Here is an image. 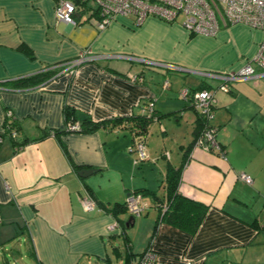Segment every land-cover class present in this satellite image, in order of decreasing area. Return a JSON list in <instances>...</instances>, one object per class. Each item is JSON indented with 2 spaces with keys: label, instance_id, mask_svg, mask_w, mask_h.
Here are the masks:
<instances>
[{
  "label": "crops",
  "instance_id": "1",
  "mask_svg": "<svg viewBox=\"0 0 264 264\" xmlns=\"http://www.w3.org/2000/svg\"><path fill=\"white\" fill-rule=\"evenodd\" d=\"M54 6L55 0H0V130L9 111L20 129L0 142V250L11 240L18 261L25 257L24 243L33 264H112L108 249L117 247L116 237L123 240L124 227L132 251L143 252L158 212L150 197L141 196L142 213L127 225V210L112 214L106 208L140 189L164 192L167 168L184 160L198 116L179 92L211 89L210 123L220 149L194 145L178 185L182 196L207 209L194 232L158 225L150 244L155 264L264 262V78L231 81L223 90L214 75L250 60L262 32L231 24L215 36L189 35L181 21L154 17L140 25L131 17H116L101 30L79 13L75 24L57 22ZM84 50L116 56L67 72L61 64ZM46 71L52 75L42 82L16 84ZM65 104L78 118L94 121L153 113L157 118L151 124H158L162 148L158 153L151 144L152 125L144 136L146 158L139 163L130 150L137 136L123 125L62 134L72 161L96 169L81 177L55 136H44L65 129ZM168 119L186 126L183 135L177 126L171 133L176 159L166 147ZM12 138L24 142L15 144ZM241 173L252 182L243 181ZM85 197L95 201L92 211L84 210ZM136 228L142 234L139 247ZM118 250L115 259L122 264Z\"/></svg>",
  "mask_w": 264,
  "mask_h": 264
},
{
  "label": "built area",
  "instance_id": "2",
  "mask_svg": "<svg viewBox=\"0 0 264 264\" xmlns=\"http://www.w3.org/2000/svg\"><path fill=\"white\" fill-rule=\"evenodd\" d=\"M79 13L95 20L98 29L106 28L116 17H131L134 25L142 24L146 18L154 17L166 22H175L182 16L181 24L189 35L215 36L223 26L231 24H244L262 32V39L252 58L234 71H224L214 74L221 80L220 89L226 90L231 81L264 78V0H55L54 17L57 22L75 24V15ZM116 56L115 54L94 53L90 50L82 51L76 58L63 62L67 72H72L81 64L97 60L102 57ZM179 96L189 100L190 104L198 111L205 124L195 145L205 148L220 149L216 138V128L211 125L215 107V97L211 89L190 91L183 88ZM151 109V105L149 104ZM12 117L7 112V117ZM69 130L79 129L78 122L67 124ZM5 129L2 128L1 131ZM16 137V132L11 133ZM2 136L0 135V142ZM136 151L138 162L146 158L144 140L137 137L130 148ZM240 178L246 183H251L252 178L241 173ZM126 209L132 216L142 213L144 204L139 193H129L126 196ZM82 206L86 211L96 207L94 200L85 197ZM117 224L109 225L114 229ZM157 253L148 247L135 261L128 264H155ZM261 264H264L262 262Z\"/></svg>",
  "mask_w": 264,
  "mask_h": 264
},
{
  "label": "trees",
  "instance_id": "3",
  "mask_svg": "<svg viewBox=\"0 0 264 264\" xmlns=\"http://www.w3.org/2000/svg\"><path fill=\"white\" fill-rule=\"evenodd\" d=\"M23 49H25L26 53H30L29 49L27 48H23ZM51 75H52V72H49V71L38 73L36 75L29 76L28 78L21 79L17 81L16 84L24 85V84L39 83L49 78ZM187 101L189 102V100ZM151 111H153L152 107H151ZM153 115H154L153 113H150L147 111L143 115L131 114L129 116H116V117L107 118V119L100 120V121H94L90 118V116H83L82 118H78L76 115L75 109L65 104L63 106V117H64V121L66 124L65 129L48 130L44 132V136L49 135V134H52L53 136H55V138L57 139L59 143L61 151L63 152L64 156L67 158L69 164L72 166V168L75 171H77L81 169L82 166L77 165L72 161L71 156L67 150V146L61 138L62 134L73 132V131L91 133V132L96 131L100 127L113 128V127L123 125L127 127L134 136H137L143 139V136L146 135L148 127L151 125L153 120L157 118L156 115H154L156 117H154ZM75 122H78L79 129L69 130L67 128V124L75 123ZM195 122L196 124L193 130V139L191 140V142L187 145V147L184 150V154H183L184 160L178 167L168 166L167 168V172L164 178V192L162 194H158L156 191H151V190H146V189H140V190L132 192V193H139L141 196L148 195L158 211L156 219H155L153 231H152V236L149 242L147 243L146 248L150 246L152 242V238L156 232V229L161 222L170 223L188 232H194L198 228L206 212V209H207L206 205L200 202H196L194 200H190L182 196L178 191V185H179V181L181 178V172L188 158L189 151L195 145V142L197 138L199 137V135L201 134L204 124H205V120L200 114H198L197 118L195 119ZM3 128L5 130L4 131L0 130L1 136L5 134L11 135L13 131L16 133L20 131L17 122L10 116L5 118ZM13 141L15 144H19V145H22L24 142V140L16 141V139H13ZM106 209L112 214L126 211L127 210L126 202L125 201L123 203L115 202L110 208H106ZM123 231H124V227L122 228V233H121V235H123V243H124L123 252L121 251L122 264H128L135 256L137 255L140 256L142 252L136 254L132 251L129 239L123 233ZM112 253L121 255L118 250V247H114L112 249Z\"/></svg>",
  "mask_w": 264,
  "mask_h": 264
},
{
  "label": "rangeland",
  "instance_id": "4",
  "mask_svg": "<svg viewBox=\"0 0 264 264\" xmlns=\"http://www.w3.org/2000/svg\"><path fill=\"white\" fill-rule=\"evenodd\" d=\"M181 19H182V16H179L178 18H177V22H180L181 21ZM149 68H151V67H149ZM164 71V73L166 74L168 71H166V70H163ZM151 72V71H150ZM173 73V72H172ZM154 77L156 76V73H151ZM189 75V74H188ZM187 75V76H188ZM158 86L160 87V84H158ZM169 120V123H168V126H169V128H170V130H169V132H168V137H167V139H166V143H167V148L168 149H170V150H172V153H173V157H174V159H176L175 158V156H176V153H177V148L175 147V145L173 146V144L171 143V140H170V137H171V133H172V131H175L174 129L176 128V126L178 127L177 128V132H179L180 131V133H182L181 135H183V134H185V129H186V126L185 127H183V125H181V126H178V125H176V123H174L173 121H172V119H168ZM166 123H167V121H165ZM152 125V127L150 128V129H152V134H153V141H151V144H152V146L153 147H155V148H157L158 150V153H159V151H160V148H162V145H160L161 144V140H162V133H161V131L159 130V127H158V124L157 123H154V124H151ZM150 125V126H151ZM170 133V134H169ZM156 134H157V137L158 138H156ZM145 136V135H144ZM143 136V140L145 139V137ZM146 141L144 140V143H145ZM145 146H146V143H145ZM172 146L173 147H175L174 149L172 148ZM160 147V148H159ZM147 150V149H146ZM131 154H133V155H135L136 156V154H137V152L136 151H134L133 153H131ZM162 163H165V160H162V159H159ZM141 161H143V160H140V161H138L137 163H139V162H141ZM175 161V160H174ZM143 164V163H142ZM1 225V224H0ZM136 231H137V228L135 229V233H136ZM136 236H137V241H138V247H139V245H140V243H141V237H142V234H141V231H137V234H136ZM143 241V240H142ZM113 243V245H115V246H117V247H119V249H121V251L123 252V249H124V243H123V240H122V237L121 236H118V237H116V239L112 242ZM23 245V247H22V252L24 253V255H25V257L22 259V261H18V260H15L14 259V257L12 256V250H14V247H15V245H14V243H12L11 242V240L10 241H6L5 243H4V246L3 247H1V250H0V264H33L32 263V261H31V259L28 257V255L26 254V252H24L25 251V244L23 243L22 244ZM136 249V248H135ZM109 251V254H110V257H111V259H112V264H120V260H116L115 259V255L111 252V250H110V248L108 249ZM93 264H95V263H93Z\"/></svg>",
  "mask_w": 264,
  "mask_h": 264
},
{
  "label": "water",
  "instance_id": "5",
  "mask_svg": "<svg viewBox=\"0 0 264 264\" xmlns=\"http://www.w3.org/2000/svg\"><path fill=\"white\" fill-rule=\"evenodd\" d=\"M96 169L95 168H82L78 171V175H80L81 177H86L87 175H89L90 173L94 172ZM133 219V216L130 215L129 219L126 222V225L129 221H131Z\"/></svg>",
  "mask_w": 264,
  "mask_h": 264
}]
</instances>
